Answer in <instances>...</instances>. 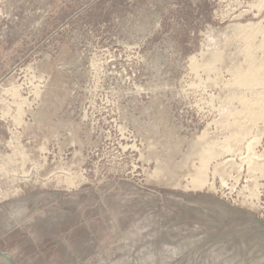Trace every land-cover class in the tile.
<instances>
[{
	"label": "rangeland",
	"instance_id": "1",
	"mask_svg": "<svg viewBox=\"0 0 264 264\" xmlns=\"http://www.w3.org/2000/svg\"><path fill=\"white\" fill-rule=\"evenodd\" d=\"M247 21L264 0H0L1 259L264 264V131L193 180L228 136L205 34Z\"/></svg>",
	"mask_w": 264,
	"mask_h": 264
},
{
	"label": "bare ground",
	"instance_id": "2",
	"mask_svg": "<svg viewBox=\"0 0 264 264\" xmlns=\"http://www.w3.org/2000/svg\"><path fill=\"white\" fill-rule=\"evenodd\" d=\"M256 1L257 0H255V2ZM252 4L254 5V1H252ZM257 4L261 5V3H259V2ZM257 4H256V6H257ZM246 10H244V12ZM240 15L238 17H240ZM249 22L250 21L239 22V23L237 22V23H234V24L228 26L225 29L223 28V30H216L214 28L210 29L205 34L204 49H203L202 55H201L202 59H205V61L202 63V65L198 62H192L195 69L198 68V66L200 65L201 68H198V69H201V71L203 70L205 73L207 72L206 77H207L208 72L216 69L218 63L220 64V66H222L226 70L225 73H227V72L230 73V78L229 79L226 78L227 80H221L220 79L221 77H219V76H221V74L219 76L216 75L217 77L215 76L214 80H213L214 77L212 79H210L211 81L208 79L209 77H207V79L210 82L206 80L207 82H209V84L207 86H210V85H214V87H215V85H217L216 87L219 86V92L217 94L218 96L215 94V97L217 96L216 100L218 99L216 101L218 104L217 105L218 107L217 108L215 106L214 107L216 108L215 110H218V112H216V113L217 114L219 113L218 123H220L219 125H222L223 131L225 130L227 132L228 136L227 135H226L227 137L225 136L226 137L225 142L222 145L220 144V146H217L218 148L217 147L212 148V146H209L207 144V147L203 151L204 153H202V155H201L202 157L200 156L201 159L199 158L201 160L199 167H197L196 171L193 173L194 174L193 180L195 179L194 182L196 181V184H198V185L206 182V181L204 182L205 176L207 175V174H205V172H206L205 166L208 163V160L212 159L214 156H216L218 154L217 151H219V152L220 151L221 152L231 151L233 149L234 145L243 141L244 139H247L250 136L251 140L249 139L248 142L246 141V144L249 143L248 144L249 147L247 149H248V151L251 152V151H253L252 150L253 147H252V145L250 147V144H252V141L255 142L258 139V137H260V135H262L261 133H263V131H264V129H263L264 127L261 128L262 131L259 130V128H257L259 126V125H257L258 123H264V56H263L264 55V24H262L263 25L262 26L260 22H256V21H255V23L254 22L249 23ZM259 51L261 52L260 55L257 54V52H259ZM197 63L199 65H197ZM191 67H193V66H191ZM204 72H202V73H204ZM196 74L197 73H195V75ZM210 96H211V94H210ZM215 97L213 96V98H215ZM213 98L211 97V99H213ZM211 102H212V100H211ZM209 105H211V104H209ZM216 117H218V116H216ZM218 123H216V124H218ZM256 125H257V127H256ZM254 127H256L257 130H255V132L253 134H251V131ZM222 141H224V138ZM258 141L259 140H257V142ZM210 142L213 143L214 141L213 142L210 141ZM246 147H245V149H246ZM248 151H246V152L248 153ZM246 152H245V155H246ZM233 153H235V152H233ZM253 153H252V157L255 155V154L253 155ZM218 155H220V154H218ZM248 155H249V153H248ZM248 155H246L247 158H248ZM246 156L245 157L242 156V157L246 158ZM250 157H251V153H250ZM250 157L248 158L249 160H246L247 158L244 160V161H250V163L247 162L248 165L246 164L249 168L252 167L251 165L255 166V167L253 166L252 167L253 169L251 168L250 170H253V171L258 170L257 171L258 173L260 171H263L262 173L264 174V158L262 156L261 157L259 156V158H262V159L254 160L255 162H252L253 160H250L251 159ZM252 159H254V157ZM256 159H257V157H256ZM220 162H219V165H220ZM227 162H229V161H227ZM232 162H233V160H232ZM223 163L225 164V161L221 162V164H223ZM230 163H231V161H230ZM240 166H239V168H240ZM247 166H246V168H247L246 170L249 171V168ZM236 167H238V165ZM224 170L225 169H223V170L219 169L218 170L219 171L218 175L219 174L222 175L224 173L222 175L223 178H224V175L226 174V172H224ZM233 170H234V168H233ZM237 170H239V169H237ZM213 172H215V171H213ZM216 172H217V170H216ZM235 172H237V171H235ZM230 173H229V175H230ZM251 173L248 172L249 175ZM253 173H256V172H253ZM263 174H261V176ZM253 175L254 174H251L252 177L250 176L252 178V180L255 176V175L254 176ZM258 176L257 177L255 176V179H258ZM255 182H253V183H255ZM255 185H256V187L259 186L257 183H255ZM255 185H254V187H255ZM256 187H255V190L257 189ZM252 188H253V186H252ZM249 191L252 192L254 190L249 189ZM251 192H249V194ZM254 193H255L254 196H256L255 191H254ZM0 264H7L5 261H3L1 259V256H0Z\"/></svg>",
	"mask_w": 264,
	"mask_h": 264
}]
</instances>
